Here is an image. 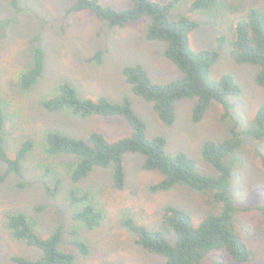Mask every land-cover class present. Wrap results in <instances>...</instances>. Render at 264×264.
Returning <instances> with one entry per match:
<instances>
[{
    "label": "rangeland",
    "instance_id": "374dc122",
    "mask_svg": "<svg viewBox=\"0 0 264 264\" xmlns=\"http://www.w3.org/2000/svg\"><path fill=\"white\" fill-rule=\"evenodd\" d=\"M12 1L0 0V98L11 114L7 142L12 155L24 135L36 134L37 143L41 145L40 134L45 129L59 130L74 138H86L90 132L97 131L110 141L132 136L131 126L122 117L80 119L69 113L52 116L47 113L46 116L42 111L38 113L35 96L43 95L46 92H42L43 89L54 88L56 80H69L85 98L97 100L107 97L113 102H120L129 97L135 111L146 122L149 137L165 136L171 153H187L196 160L201 173L212 176L217 173L202 157L204 142L228 138L233 121L244 126L254 117L257 109L264 106V88L256 83L259 68L235 63L228 49L224 48L212 76L219 79L223 74H232L242 85V95L230 98L234 105L233 118L223 119V107L214 103L201 123H193L191 113L194 103L182 100L177 103L176 123L166 126L151 104L131 92L123 74L126 66L142 64L155 83H168L183 76L164 57L165 44L146 39L147 19L111 30L89 11L68 16L67 9L75 0H18V8L13 6ZM100 2L117 10L132 5L131 0ZM190 2L184 1L176 15L188 14L199 22L190 36L192 48L195 51L216 49V30L219 28L215 27L209 15L188 13ZM227 2L226 11L233 20L242 17L250 6L264 10V0ZM229 27L221 26L220 32L231 40ZM37 46H42L48 55L46 82L41 83L33 95L22 96L13 85L12 78L32 62V51ZM100 52L102 63L98 64L94 57ZM41 147L25 162L22 180L10 174L0 184V264H15L12 261L14 256L37 260L42 255L37 248L13 238L3 222L8 214L20 212L33 218L42 238L62 228V248L75 256L74 264H163V258L148 253L136 244L132 234L122 227V219L134 217L154 230L160 228L168 206L185 209L196 224L206 213L214 211L213 206L206 204L208 195L185 186L170 192H152L151 187L160 182L161 175L144 170L141 155L125 156L128 181L126 188L119 191L111 182L110 170L97 169L88 180L74 185L65 169L70 160L50 158ZM260 151L264 153V142L246 141L242 152L226 159L234 170L232 189L240 208L264 204V169L260 163ZM44 168L54 170L64 179L63 190L56 196H50L45 190V186L52 185L54 179L44 178ZM5 171V165L0 162V175ZM19 183L23 186L20 187ZM74 187L94 194L95 201L106 214L101 227L89 230L74 219L75 209L69 206L67 200L68 190ZM233 225L253 252L250 264H264V217L256 211H238ZM77 241L88 246V254L80 252L75 245ZM216 260L238 264L223 252H211L201 264H214Z\"/></svg>",
    "mask_w": 264,
    "mask_h": 264
},
{
    "label": "trees",
    "instance_id": "16d2710c",
    "mask_svg": "<svg viewBox=\"0 0 264 264\" xmlns=\"http://www.w3.org/2000/svg\"><path fill=\"white\" fill-rule=\"evenodd\" d=\"M184 1L131 0V7L117 10L104 6L100 0H75L66 13L69 16L92 12L111 30L147 19L146 39L164 43V57L183 76L168 83H155L142 64L126 66L123 74L131 92L151 104L166 126L176 123L177 103L182 100L194 103L191 113L193 123H201L214 103L223 107V119L233 118L234 105L230 98L242 95V85L234 75L228 73L214 79L213 68L220 60L221 51L227 48L235 63L259 68L256 83L264 88V10L250 6L242 17L233 20L226 11L227 0H191L187 12L209 15L215 27L219 28L216 30V49L195 51L190 36L198 28L199 22L188 14L176 15ZM12 3L15 8L19 7L18 0ZM223 25L230 26L231 40L220 32ZM94 60L101 64L102 53H98ZM48 67L46 51L42 46L35 47L32 62L12 78L16 90L22 96L33 95L41 83L45 84ZM56 83L52 89H43L42 92H46L42 96H35L38 113L42 111L51 116L69 113L80 119L122 117L131 126L132 136L110 141L97 131L90 132L86 138H74L59 130L45 129L40 134L41 145L37 143L36 134L24 135L12 155L7 142L11 114L5 101L0 98V162L6 167L5 173L0 175V184L10 174L22 180L25 162L42 146L48 157L70 160L65 169L74 185L88 180L97 169L110 170L113 186L123 191L128 181L124 158L129 154H138L144 158V170L161 175L160 182L151 187L152 192H170L185 186L208 195L206 204L213 206L214 211L206 213L196 224L185 209L168 206L160 228L154 230L134 217H125L121 225L132 234L137 245L163 258V264H201L211 252L226 253L238 264L252 262L253 252L236 232L233 222L238 211H256L264 217V204L246 208L237 206L232 189L234 170L226 163V159L242 152L246 141L258 144L264 142V106L259 107L254 117L244 126L233 121L228 138L204 142L202 157L217 173L212 176L201 173L196 160L187 153H171L165 136L149 137L147 124L135 111L129 97H124L120 102H113L107 97L94 100L82 97L69 80H56ZM259 158L264 169L262 151L259 152ZM44 178L54 179L52 185L45 186L50 196H56L63 190L64 179L54 170L44 168ZM19 186H23V183H19ZM67 200L69 206L75 209L74 219L85 228L93 230L103 225L106 214L91 191L71 188ZM3 222L14 239L42 252L37 260L14 256L12 261L15 264H74L75 256L62 248V228L42 238L37 232L34 219L26 214H8ZM75 245L82 254H88V246L84 242L77 241ZM213 263L225 264L222 260Z\"/></svg>",
    "mask_w": 264,
    "mask_h": 264
}]
</instances>
